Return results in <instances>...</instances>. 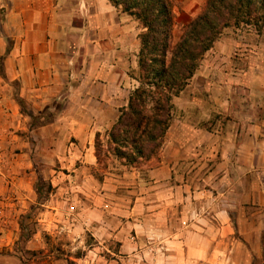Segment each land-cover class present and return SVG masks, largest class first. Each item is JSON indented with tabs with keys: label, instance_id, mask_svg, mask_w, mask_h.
<instances>
[{
	"label": "crops",
	"instance_id": "crops-1",
	"mask_svg": "<svg viewBox=\"0 0 264 264\" xmlns=\"http://www.w3.org/2000/svg\"><path fill=\"white\" fill-rule=\"evenodd\" d=\"M171 1L181 27L205 2ZM141 31L108 0H0L1 67L13 87L2 98L17 129L71 170L54 171L65 199L34 219L50 238L22 231L39 199L35 155L11 141L21 148L0 171V264H264V43L251 30L226 29L204 54L172 100L153 167L126 186L90 172L95 135L138 85ZM16 96L32 116L54 118L32 126Z\"/></svg>",
	"mask_w": 264,
	"mask_h": 264
},
{
	"label": "trees",
	"instance_id": "trees-1",
	"mask_svg": "<svg viewBox=\"0 0 264 264\" xmlns=\"http://www.w3.org/2000/svg\"><path fill=\"white\" fill-rule=\"evenodd\" d=\"M141 27L137 55L138 85L131 90L126 107L109 131L94 139L95 177L101 181L108 163L148 170L158 161L164 136L172 120V100L189 83L204 54L228 28H251L264 33V0H205L199 11L185 22L176 41V16L171 0H108ZM20 113L31 115L15 97ZM32 126L54 118L44 110L32 116ZM44 182L39 176L35 192L40 198ZM51 190L50 184L46 192ZM28 218L27 216L25 219ZM21 230L30 233L20 225ZM259 262V263H258ZM253 264H261L254 260Z\"/></svg>",
	"mask_w": 264,
	"mask_h": 264
},
{
	"label": "rangeland",
	"instance_id": "rangeland-1",
	"mask_svg": "<svg viewBox=\"0 0 264 264\" xmlns=\"http://www.w3.org/2000/svg\"><path fill=\"white\" fill-rule=\"evenodd\" d=\"M180 21L179 19H176V23H175L174 31H173L174 41L177 40L180 34V29H181ZM228 29L236 30L233 28H228ZM238 30L242 32L245 30H251L256 35H258L251 28H240ZM258 36L259 37L257 39L262 41V43H264V33ZM1 59L2 57H0V171L7 169L9 165V163L6 164L3 162V156H6L7 158H9V156H13L15 153L20 152L21 147H15V145H12L11 141L20 140L21 143H25L28 148L32 146L31 147L32 151L30 153L32 155H35V157H34V163L31 167V170L34 171L35 176L37 178L40 176L43 179L44 194L39 199H37V204L33 205L32 209L29 212L27 211L25 213V216H27L28 218L30 217V219H32V222L28 225L27 228L29 232H32V231L35 233L39 232L41 236H44L45 238H47L46 240H48V238L50 237L46 235V233L41 229V226L39 225V223L37 221H34V219L35 217H38L39 214L43 213V211L46 210L45 206L51 207L53 204L57 203L56 201L60 202L65 199V195H60L57 192V187H54L49 181L54 171L56 173H60L61 175L62 174L66 175L71 170H69L67 167H62L61 164L55 159V157H53V155L50 154L51 150H47L46 152H44V151H41L38 147H35L36 141L32 140V137L29 134V132L20 131L19 129H17L18 123L16 120H12V117H11L12 111L9 108V106H7L6 100L2 98L3 95H7L8 97H10L9 95L12 94L13 87L10 86V88H7L4 84L3 71L1 67L2 66ZM136 76L137 74L135 75V77ZM100 135L102 136L103 134H100ZM35 148H37L36 151H35ZM40 153H44V154L36 155ZM74 166L77 167V169H79L80 163L77 162L74 164ZM95 168L96 166L90 169V172H92L94 175H95ZM135 171H138L139 174L141 175L142 172L144 173L146 170L144 168L142 169L129 168V167L120 165L116 161H113L112 163H108L107 169L103 172L102 179L104 176L112 174V176H114V178L117 180V184L119 183V185L121 186H126L127 185L126 183H128L127 181L129 180L128 179L129 174ZM49 184L51 186V190L49 193H47L46 187ZM2 186H4V184L0 183V188H2ZM124 190H125L124 188H121L119 192L123 193ZM79 196L81 195L79 194ZM1 201H2V195H0V202ZM68 201H69L68 203L65 202L67 209H70L69 208L70 206L73 207V210L68 211L70 216H67L69 217V219H71V216L77 212L78 210L77 206L79 205V203H77L78 202L77 197L75 199H70Z\"/></svg>",
	"mask_w": 264,
	"mask_h": 264
},
{
	"label": "built area",
	"instance_id": "built-area-1",
	"mask_svg": "<svg viewBox=\"0 0 264 264\" xmlns=\"http://www.w3.org/2000/svg\"><path fill=\"white\" fill-rule=\"evenodd\" d=\"M70 210H73V207H71Z\"/></svg>",
	"mask_w": 264,
	"mask_h": 264
}]
</instances>
